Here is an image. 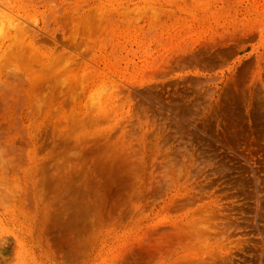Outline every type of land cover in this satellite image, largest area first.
<instances>
[{"label": "rangeland", "instance_id": "obj_1", "mask_svg": "<svg viewBox=\"0 0 264 264\" xmlns=\"http://www.w3.org/2000/svg\"><path fill=\"white\" fill-rule=\"evenodd\" d=\"M0 5V28L54 31L98 72L78 71L94 82L84 107L54 78L0 79V264H264V0H35L31 18Z\"/></svg>", "mask_w": 264, "mask_h": 264}, {"label": "bare ground", "instance_id": "obj_2", "mask_svg": "<svg viewBox=\"0 0 264 264\" xmlns=\"http://www.w3.org/2000/svg\"><path fill=\"white\" fill-rule=\"evenodd\" d=\"M0 3L2 4V5H4L3 7H10L9 9H12L11 11H13V12H15L17 15H19L17 18H21V17H23V18H31L32 17V15L31 14H29L30 13V10H32L33 9V6H34V3H35V0H0ZM1 6V5H0ZM7 8V9H8ZM116 9V8H115ZM10 11V10H9ZM12 13V12H11ZM71 12H68L67 13V15L68 14H70ZM76 13V12H75ZM75 13H73V15H76ZM89 13V12H88ZM87 13V14H88ZM96 13L98 14L99 13V11H96ZM102 13V12H101ZM39 14V13H38ZM103 14V13H102ZM124 14V13H123ZM14 15V14H13ZM66 15V16H67ZM125 15V14H124ZM15 16V15H14ZM21 16V17H20ZM65 16V17H66ZM69 17H70V15H68ZM68 16L66 17L67 19H68ZM81 16V15H80ZM79 16V17H80ZM84 16V15H83ZM82 16V17H83ZM8 17V16H7ZM35 17V16H34ZM33 17V18H34ZM76 17V16H75ZM75 17H73L74 19H75ZM85 17V16H84ZM83 17V19L81 20L80 19V21L78 20V18H76V20H75V22L78 20V22H71L72 20H70V23H68L69 24V26H68V24L63 20V19H66V18H64L63 17V19H61V21H64L65 23H66V25L67 26H65L66 28L67 27H70V25L73 23V27H75V25L77 24L78 25V27L79 26H81L82 24V26L85 28V26L84 25H86V27L88 26L89 27V25L90 24H92V22H90V24H88V22L89 21H91L90 19H88V18H84ZM87 17V16H86ZM88 17H91V14L89 15L88 14ZM98 17V16H97ZM96 17V19H97V22H98V18ZM101 17V16H100ZM9 18V17H8ZM71 18V17H70ZM81 18V17H80ZM86 20V21H88L86 24L84 23V22H82L83 20ZM31 20H35V19H31ZM31 20H29V21H31ZM60 20V19H59ZM20 21V20H19ZM23 21V20H22ZM26 21H28V20H25V22ZM36 22H37V20H35ZM61 21H58V24L61 22ZM16 22H18V21H16ZM21 22V21H20ZM24 22V21H23ZM24 22V23H25ZM48 22H49V20L48 19H43L42 20V23H43V27H42V30L44 31V32H48ZM54 23V18L51 20V22L50 23ZM101 22V21H100ZM24 23H21V24H24ZM27 23V22H26ZM29 23V22H28ZM63 23V22H62ZM62 23H60V24H62ZM65 23H63V25H62V27H64V25H65ZM80 23V24H79ZM127 23V22H126ZM13 24V23H12ZM20 23H15V24H13V25H9L8 27H6L7 29H5V28H0V79L2 78L3 80H25V81H30V80H32L33 82H32V88L34 89V88H39L38 86H36V82H34V80L35 81H40V83H39V85H40V87L42 86V84L44 83H46V81H42V83H41V80H42V78H45V77H48V78H54V80H53V84H54V87H56V88H58L55 92V94H57V96L58 97H63L64 98V96L66 95H68L67 96V98L69 99V97L70 96H73V97H70V98H72V99H69V100H73V98H74V101H75V99L76 100H78V101H80V102H78L79 104L81 103V101H84V99L86 98L87 99V97L89 98V96H90V94L92 93V91L94 92V90H93V88H94V82L92 83V85H91V83L90 82H87L86 84H84V82L82 81V79H83V77H82V79L81 78H79V73H78V71H80V70H85V74H87L88 73V75L89 74H91V73H93V75H97V73H96V70H94V68L93 67H90V66H87V65H90V64H87V65H85L84 63H82L81 61L82 60H79V59H81V58H77L79 61L78 62H75V60H74V56H72L70 53L68 54V52L67 51H65L64 50V48H62L61 47V45L60 46H57L56 44H55V42H54V31H53V33L52 34H50V39H48L47 37H46V35L47 34H45V35H43V33H42V35L43 36H45V37H43L42 35L40 36L33 28H27V27H24L23 25H21ZM30 25L32 24V22H30L29 23ZM36 24V23H35ZM61 26V25H60ZM93 26V28H96L98 25L96 24V26H94V25H92ZM100 26V25H99ZM38 27V26H37ZM64 27V28H65ZM77 27V26H76ZM54 28V27H53ZM65 28V29H66ZM91 28V27H90ZM98 29H100L101 30V27L99 28L98 27ZM98 29H93V32L94 33H96L97 31H99ZM94 30H97V31H94ZM65 31H67V29L65 30ZM50 32V31H49ZM78 33H79V31H77ZM86 32H87V30H86ZM91 32L92 31H90V33L88 34V32H87V34H85V33H83V37L84 36H89L90 37V34H91ZM8 33H10V34H8ZM67 33V32H66ZM71 33V32H70ZM72 34V33H71ZM80 34V33H79ZM93 34V33H92ZM77 35V33L75 34V36ZM63 36H65V35H63ZM63 36H61V39H62V37ZM73 37H74V34L71 36V38L73 39ZM76 38V37H75ZM74 38V41L76 40ZM181 38V37H180ZM57 40V39H56ZM62 40H65V39H62ZM58 41V40H57ZM56 41V42H57ZM71 41V40H70ZM73 41V40H72ZM85 43H86V41H87V38L85 37ZM77 43V45H79V43L78 42H76ZM85 43H84V45H85ZM89 42L87 41V45H91V43L90 44H88ZM71 45L70 46H72L73 48H76V45H74L75 44V42H71L70 43ZM95 45H97V44H95ZM86 46V45H85ZM94 46V45H93ZM78 47V46H77ZM86 47H88V50H89V46H86ZM85 47V48H86ZM84 50H87V49H84ZM87 50V51H88ZM91 50V49H90ZM99 50V49H98ZM83 52H85L84 54H86L87 52L86 51H83ZM73 53V52H72ZM92 53V52H91ZM90 53V54H91ZM77 54V53H76ZM74 55V54H73ZM92 55V54H91ZM78 56V55H77ZM102 56V55H101ZM100 56V57H101ZM99 57V58H100ZM76 58V57H75ZM84 58H87V56H85ZM96 58H98V57H95V59ZM103 59V58H102ZM72 60V64L70 63V65H63V67H60V65L59 64H61L62 65V62L64 63V62H67V63H69L70 61ZM85 60V59H84ZM94 60V59H93ZM93 60L92 61H90L89 63H91V64H94V66L96 65L95 64V62H93ZM104 60V59H103ZM86 61V60H85ZM102 61V60H101ZM88 62V61H87ZM97 63H99L100 61H96ZM102 62H104V63H106L105 61H102ZM101 63V62H100ZM107 64V63H106ZM72 65V66H71ZM88 68H87V67ZM92 66V65H91ZM97 66V65H96ZM99 66V65H98ZM34 67H35V69H34ZM110 67V66H109ZM89 68H91V69H89ZM106 69V68H105ZM108 70V69H107ZM106 70V71H107ZM109 70H110V68H109ZM111 70H113V69H111ZM81 72L82 71H80V74H81ZM109 73V72H108ZM78 74V75H77ZM85 74H84V76H85ZM99 75V74H98ZM89 76H92V75H89ZM89 76L88 77H86L87 79L86 80H88V81H90V79H89ZM103 77V76H102ZM92 78V77H91ZM97 78V77H96ZM107 78V77H106ZM50 79V80H51ZM93 80H94V78H92ZM48 80V79H47ZM34 83H35V85H34ZM88 83H90V85H88ZM29 84V83H28ZM43 84V85H44ZM34 86V87H33ZM54 89V88H53ZM112 89V88H111ZM30 90V89H29ZM37 89H35V91H36ZM114 90V89H113ZM34 91V90H33ZM31 93H32V91H30ZM108 93H110V92H107V94ZM112 93H114V91L112 92ZM94 94V93H93ZM107 94H104L105 96H107V99L109 100V98H108V96L110 97V94L109 95H107ZM30 95V94H29ZM70 95V96H69ZM114 95H115V93H114ZM57 96H54L55 98L54 99H56V97ZM112 97H115V96H111L110 98V102H111V100H112ZM117 97V96H116ZM118 98V97H117ZM107 99H105V98H103L102 97V102H105L104 100H107ZM116 99V98H115ZM115 99H113V102H114V100ZM100 100V101H101ZM63 101V100H62ZM85 101H87V100H85ZM116 101H119V99L117 100L116 99ZM121 101V100H120ZM90 103V102H89ZM119 102H117V104H118ZM121 103V102H120ZM122 103L123 104H121V105H124L125 104V102L124 101H122ZM109 104V105H108ZM103 103L102 104V106L100 105V106H97L96 104H95V106H92V107H90V108H88L89 107V104H88V106H86L87 107V112L86 113H88V112H90L91 110H95V111H97L98 109H101L100 107H102V110H100L99 112H100V115H103L105 118L106 117H113L114 115H115V112H116V108H117V104H110V103ZM81 106H83L82 104H80ZM93 105V104H92ZM119 105V104H118ZM120 106V105H119ZM80 107V106H79ZM84 107V106H83ZM77 111V110H76ZM98 112V113H99ZM94 113V112H93ZM97 114V113H96ZM89 115V114H88ZM97 116V115H96ZM97 117H99V116H97ZM102 117V116H101ZM103 119V118H102ZM106 120H108V119H106ZM101 121H105V120H101ZM109 122H110V120H109ZM114 122H115V120H114ZM108 127V126H107ZM120 139H121V137H119ZM130 141V140H129ZM126 142H127V140H126ZM144 142V141H143ZM143 142H142V140H141V143L143 144ZM132 142H130L129 144H131ZM141 143H140V145H141ZM139 144V142L137 143V145ZM145 144V143H144ZM143 144V145H144ZM132 146H134V144L132 143L131 144ZM131 145H128V147L130 146L131 147ZM137 145L135 144V146L137 147ZM139 145V146H140ZM143 145L141 146V147H143ZM146 145V144H145ZM139 146H138V148H139ZM145 147V146H144ZM137 149V148H136ZM135 149V150H136ZM142 149V148H141ZM140 149V150H141ZM144 149H146V148H144ZM150 151V153H152V152H154V151H152L151 152V150H148V152ZM142 152V151H141ZM135 153V152H134ZM136 153H138L137 151H136ZM140 153V152H139ZM146 153V152H145ZM148 154V153H147ZM126 155V154H125ZM152 156H154L153 154H151ZM151 155H147V157H149V156H151ZM151 156V157H152ZM145 158V157H144ZM150 159V158H149ZM149 159H147V160H149ZM135 161V160H134ZM150 161H151V159H150ZM139 163V162H138ZM151 163V162H150ZM171 166V165H170ZM173 169V168H172ZM171 169V170H172ZM138 178V177H137ZM170 178H171V176H170ZM174 178V176L172 175V179ZM175 181V180H174ZM144 187V186H143ZM216 217L218 218V216L220 215L219 214V212L218 213H216ZM219 219V218H218ZM219 223H221L220 224V226L219 225H216L215 227H214V231L213 232H211V233H217V234H219V236H221L220 237V240H221V238H224V237H227V236H229V233H230V226H231V223L230 222H225V224H224V222H219ZM223 223V224H222ZM193 224V223H192ZM190 225V223L187 225L188 227H186V228H190L191 230L193 229L194 231L196 230V227L195 226H197L198 227V225H196L195 223H194V225ZM217 224H218V221H217ZM190 226H192V228L190 227ZM193 227H195V228H193ZM185 228V229H186ZM212 228H213V226H212ZM183 229H184V227H183ZM187 229V230H188ZM175 230V229H174ZM178 230H180V232L182 231L181 229H177V231ZM187 230H185L186 232H187ZM191 230H188V232L187 233H192V232H189V231H191ZM197 230H199V227L197 228ZM195 231V232H198V231ZM202 230V229H201ZM209 230L210 229H208V230H206L207 232H209ZM184 231V232H185ZM174 232V231H173ZM185 232V235H187V233ZM209 232V235L211 234ZM178 233H179V231H178ZM177 232H176V234H178ZM183 233V232H182ZM182 233H181V237L183 236V238L182 239H184V233H183V235H182ZM194 233V232H193ZM180 234V233H179ZM179 234H178V236H179ZM199 237H203V235H199V233H196ZM195 234V235H196ZM173 235H175V234H172V236ZM195 235H194V237L192 236V238L194 239V238H196L195 237ZM208 235V234H207ZM213 235V234H212ZM225 235V236H224ZM166 236V235H165ZM164 236V237H165ZM172 236H168V239L169 240H172L173 239V237ZM188 236V235H187ZM191 236V235H190ZM190 236H188L189 238L188 239H186V241L188 240H190V241H193V239L191 240L190 238ZM214 239L216 238V242H214V244L215 245H217V243L219 244V239H217V237L219 238V236L217 235H215L214 234ZM224 236V237H223ZM163 237V235H162V238H164ZM167 237V236H166ZM175 237V236H174ZM199 237H197L196 238V242H192V244H194V243H197V242H199L200 240H201V242L203 241V242H207V238H208V236H205V237H203V238H205V240H203V238H201V239H199ZM176 239V238H175ZM175 239H174V241H175ZM182 239H177V240H179L180 242H178V243H182L183 241H185V240H183L182 241ZM227 239V238H226ZM225 239V240H226ZM197 240H199V241H197ZM217 240H219V241H217ZM224 240V245H223V242H222V245L223 246H225V244H227V243H225L226 241ZM165 241V240H164ZM166 241H168L167 239H166ZM165 241V242H166ZM174 241L172 242V241H170V246H171V244H172V246L173 245H176V244H178L177 243V241H176V244L174 243ZM182 241V242H181ZM187 241V242H188ZM227 241H228V239H227ZM160 242V241H159ZM163 242V241H162ZM160 243L161 244V246H163V244L164 243ZM169 242V241H168ZM189 243V242H188ZM191 244V242L189 243V245ZM207 243H205L204 245H206ZM220 244H221V241H220ZM220 244H219V246L218 247H220ZM168 245V243H166V246ZM168 245V246H169ZM188 245V246H189ZM221 245V246H222ZM154 246V245H153ZM155 246H156V244H155ZM164 246H165V244H164ZM165 246V247H166ZM222 246V247H223ZM157 247V246H156ZM193 247V246H192ZM191 247V248H192ZM153 248V247H152ZM159 248V247H158ZM162 248H164V247H162ZM168 248V247H167ZM191 248H189V249H191ZM194 248V247H193ZM161 249V248H160ZM159 249V250H160ZM197 249V248H196ZM200 249H202V245L200 246ZM237 249V248H236ZM186 250V249H185ZM193 250V249H192ZM215 250H216V248H215ZM219 250V249H218ZM186 251H189V250H186ZM217 251V250H216ZM220 251V250H219ZM219 251H218V253H219ZM183 252H185V251H183ZM196 252H199V251H196ZM168 254V253H167ZM180 254V253H179ZM169 255V254H168ZM170 255H171V253H170ZM175 255V254H174ZM220 257H218V258H221V254L219 253L218 254ZM175 257V256H174ZM177 257V256H176ZM171 258V257H170ZM172 259V258H171ZM196 259H198V258H196ZM195 259V260H196ZM166 260V259H165ZM194 260V261H195ZM221 260V259H220ZM177 262H179V264H182V262H183V264H184V261H186V260H183L182 261V259L180 260L179 259V261L178 260H176ZM189 261V260H188ZM187 261V262H188ZM191 261V263L190 264H195V263H192L193 262V260H190ZM177 262H175L174 261V264L175 263H177ZM196 262H198V261H196ZM202 261L200 260L199 261V263H201ZM219 262H221V261H219ZM218 262V263H219ZM198 263V264H199ZM222 263H223V260H222ZM178 264V263H177ZM185 264H188V263H185ZM221 264V263H220Z\"/></svg>", "mask_w": 264, "mask_h": 264}]
</instances>
